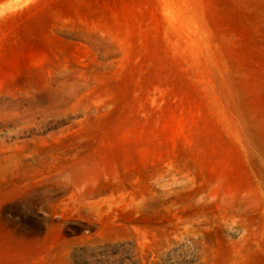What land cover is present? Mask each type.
Segmentation results:
<instances>
[{
    "label": "rangeland",
    "instance_id": "374dc122",
    "mask_svg": "<svg viewBox=\"0 0 264 264\" xmlns=\"http://www.w3.org/2000/svg\"><path fill=\"white\" fill-rule=\"evenodd\" d=\"M0 264H264V0H0Z\"/></svg>",
    "mask_w": 264,
    "mask_h": 264
}]
</instances>
